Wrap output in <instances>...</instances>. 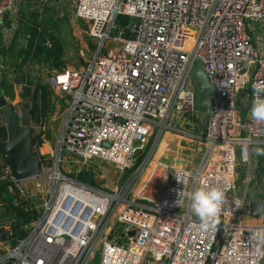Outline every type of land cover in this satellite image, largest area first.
<instances>
[{
    "label": "built area",
    "instance_id": "built-area-1",
    "mask_svg": "<svg viewBox=\"0 0 264 264\" xmlns=\"http://www.w3.org/2000/svg\"><path fill=\"white\" fill-rule=\"evenodd\" d=\"M75 1V16L98 42L95 55L45 83L64 95L66 118L55 151L43 155L33 145L41 161L33 190L1 158L0 183L10 185L0 189V264H264V209L258 218L250 211L252 202L264 205V186L253 187L250 171L244 191L236 179L240 163L251 167L264 156L255 151L264 149V122L250 116L253 85L264 83V0ZM14 6L0 0V27ZM131 16L138 22L130 29L116 23ZM197 63L216 88L211 115L196 111ZM6 72L0 60V79ZM196 115L205 117L204 158L193 171L161 165L156 201L128 200L117 187L98 191L80 179L84 168L76 178L68 170L102 162L124 171L155 129ZM212 187L224 190L225 202L202 230L185 194ZM28 193L42 195V211L13 244L18 221L2 215L3 201L18 206Z\"/></svg>",
    "mask_w": 264,
    "mask_h": 264
},
{
    "label": "rangeland",
    "instance_id": "rangeland-1",
    "mask_svg": "<svg viewBox=\"0 0 264 264\" xmlns=\"http://www.w3.org/2000/svg\"><path fill=\"white\" fill-rule=\"evenodd\" d=\"M52 5V18L44 19L41 23L50 36H54L61 43L65 58L75 65L82 62L84 58L91 60L95 55V48L98 42L89 37L87 24L75 16L76 1L55 2ZM23 39L24 37L20 36L15 43V48L18 49L17 61L24 57L22 50H19L22 43L26 41V39ZM262 39L264 40V38ZM262 46L264 47V43ZM43 60L44 58L40 61L33 60L36 64L34 66L38 68H41V64H43L42 67L47 66L45 62H42ZM12 67L14 71L19 68L14 63ZM79 68L81 69V67ZM40 70H38V74L41 76L39 81L45 85V81L50 75H45ZM4 79H6L5 75L2 77V80ZM49 94L51 101L47 116L43 117L41 124L32 122L34 127L40 131L43 130L44 143L49 146L44 149V152H47L50 147L52 148V150L50 149L51 151L57 149L59 135L62 132L66 118L64 95L55 94L52 90H49ZM9 95L12 94L10 93ZM205 127V117L203 116L177 117L176 120L170 122L164 132H159V128L155 129L154 134L148 139L143 150L139 151L134 157L132 166L124 171L119 170L114 165L102 162L88 163L87 166L77 164L76 168L70 167L68 170L71 175L76 174L72 175L73 178H76L78 170L84 168L83 170L88 173H81L80 178L87 179L88 181H84L90 185H95L94 187L98 191L110 192L113 187H117L118 195L125 193L128 200H136L137 203L145 204L142 200L146 199V197L152 198V196H156L159 198L157 191L164 176V168L161 165L166 164L172 167L173 163H177L178 166L187 168V164H190L189 170L197 169L206 151L204 141ZM260 160V162L258 160L257 163L252 164L251 167L246 163H240L238 166L236 179L238 186L242 185L243 191L245 190L243 181L248 176L249 171L252 173V177L255 176L256 178L253 187L262 188L264 186V156ZM33 183L29 182L26 186L33 190ZM237 193H239V189ZM252 193L253 191H250L249 200L252 198ZM243 217L245 221L253 219V217L246 215V211L243 212Z\"/></svg>",
    "mask_w": 264,
    "mask_h": 264
},
{
    "label": "water",
    "instance_id": "water-1",
    "mask_svg": "<svg viewBox=\"0 0 264 264\" xmlns=\"http://www.w3.org/2000/svg\"><path fill=\"white\" fill-rule=\"evenodd\" d=\"M137 22L136 17H129L128 29ZM0 55L7 56L6 46L0 48ZM191 77L196 94V111L203 115H211L216 88L208 80L201 63H197L193 67ZM20 81L19 78V84ZM32 110V103H26L22 112L19 113L5 98H0V112L8 136L6 141L0 142V158L6 161L12 177L17 181L36 178L41 171L40 158L33 151V141L39 133V129L32 125ZM28 197L33 202L37 212L40 213L43 206L42 195L38 193L37 197H34L28 193ZM146 199L158 200L156 196L146 197ZM263 209L264 205L261 203H250V211L256 218L260 216Z\"/></svg>",
    "mask_w": 264,
    "mask_h": 264
},
{
    "label": "crops",
    "instance_id": "crops-1",
    "mask_svg": "<svg viewBox=\"0 0 264 264\" xmlns=\"http://www.w3.org/2000/svg\"><path fill=\"white\" fill-rule=\"evenodd\" d=\"M51 7L53 5L49 6H41L39 3V0H15V6L13 11H11L8 15L5 16L4 21L0 27V36H2V39H5L4 45L7 47V56L3 57L0 55V60L5 65V68L7 70L5 74V80L6 84L2 85L0 84V98H5L8 103L14 106V108L21 113L23 106L27 103L26 99L22 95V88L28 87L29 84L34 83V81L40 82V77L38 74V70L41 69V72H44L45 75H51L55 70H61V69H72V68H79L81 66H84L87 59H82V62H79L77 65H75L73 62H69L67 58H65L63 53V47L61 43L58 41L57 38L54 36H50V34L47 36V41L51 43V48L46 49L48 52L51 53L54 52L56 56H59L63 64L55 68L53 67L48 61L43 60L42 62H45L47 66L42 67L43 64H41V68H38L35 64V61L33 59H28V61L22 65V60H24V57H22L19 61H17L18 58V49L15 48L14 50H10L9 47L12 44L13 40L16 38V36L20 37L23 36L26 41L22 43V46L25 47L28 43L29 36L27 35V27H30L34 23L35 16H37L38 22H43L44 19L52 18V10ZM257 44V42H256ZM258 45V44H257ZM2 46H0L1 48ZM259 48H262L258 45ZM263 49V48H262ZM44 58V56L42 57ZM42 60V59H41ZM16 64L17 66L22 65L21 69L13 70L12 65ZM33 73H35L33 75ZM20 78V84L18 82V79ZM2 79H0L1 81ZM47 81V80H46ZM45 81V83H46ZM10 88V90H9ZM12 95H9V94ZM47 146L45 143L41 144V151L40 154L46 155L48 154L52 148L50 147L47 152H44V149ZM51 149V150H50ZM257 160L254 159L253 163H255ZM261 160H259L260 162ZM184 162V161H183ZM182 162V163H183ZM190 164H187V168L184 167L186 170H189ZM192 170V169H191ZM29 182L33 183L34 181L30 180L26 182L25 184H28ZM26 186V185H25ZM33 186H35V183H33ZM36 192V191H35Z\"/></svg>",
    "mask_w": 264,
    "mask_h": 264
},
{
    "label": "trees",
    "instance_id": "trees-1",
    "mask_svg": "<svg viewBox=\"0 0 264 264\" xmlns=\"http://www.w3.org/2000/svg\"><path fill=\"white\" fill-rule=\"evenodd\" d=\"M38 16V15H37ZM37 16H35L34 23L32 26L27 27L26 33L29 36L28 43L25 47L21 46L19 50H22L24 60L22 61V65H24L28 59L33 60H41L44 56V60L48 61L53 67L58 68L60 67L63 62L61 61L59 56H56L54 52H48L45 47V43L47 41V36L49 32L42 23L38 22ZM116 23L125 28L128 23L129 19L127 17H119ZM129 35V32L126 33V36ZM19 36L13 40L12 44L10 45L9 49H15V43ZM3 39L0 36V46H3ZM22 65L18 66V69H21ZM1 86L6 84V80L0 81ZM10 90V88H9ZM22 95L26 99L27 102L32 103L33 110H32V121L35 123H39L40 119L47 116V112L50 106V94L49 89L46 85L41 84L40 82L34 81V83L29 84L28 87L22 88ZM42 132L36 136L33 141V145L38 142L40 144L44 143V139L42 137ZM7 130L3 124L2 115L0 112V142L7 140ZM2 159L0 158V161ZM81 180L87 181V179L80 178ZM91 179V178H90ZM10 185L9 182L3 181L0 183V189L2 192H7V187ZM4 210L2 215H11L17 218L18 224L15 227L14 235L12 237V243L17 244L18 241L23 239L26 235L24 227L28 224L36 221L39 218L40 213L37 212L33 202L30 200L29 197H24L21 199V203L18 206H13L11 198L4 199Z\"/></svg>",
    "mask_w": 264,
    "mask_h": 264
},
{
    "label": "clouds",
    "instance_id": "clouds-1",
    "mask_svg": "<svg viewBox=\"0 0 264 264\" xmlns=\"http://www.w3.org/2000/svg\"><path fill=\"white\" fill-rule=\"evenodd\" d=\"M250 116L257 122H264V83L253 85V102ZM257 155H264V149L257 148ZM189 208L199 220V227L204 230L215 223L225 202V192L218 187L195 188L185 194Z\"/></svg>",
    "mask_w": 264,
    "mask_h": 264
},
{
    "label": "bare ground",
    "instance_id": "bare-ground-1",
    "mask_svg": "<svg viewBox=\"0 0 264 264\" xmlns=\"http://www.w3.org/2000/svg\"><path fill=\"white\" fill-rule=\"evenodd\" d=\"M146 169V168H145ZM148 170V169H147ZM159 175V174H158ZM77 195H78V192H75ZM143 195V194H142ZM100 250V249H99ZM98 256H99V253H98Z\"/></svg>",
    "mask_w": 264,
    "mask_h": 264
}]
</instances>
